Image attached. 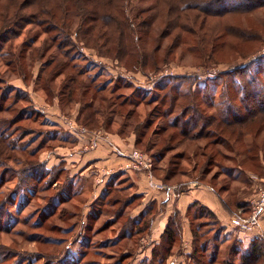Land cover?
Listing matches in <instances>:
<instances>
[{"label": "rangeland", "instance_id": "374dc122", "mask_svg": "<svg viewBox=\"0 0 264 264\" xmlns=\"http://www.w3.org/2000/svg\"><path fill=\"white\" fill-rule=\"evenodd\" d=\"M23 1L20 0V3H23ZM255 1L128 0V5H123L120 12L127 17H131L134 22V19H137L133 27L137 35L133 38L132 43L135 47L141 45V49H137V53L146 52L149 55L153 54L154 57L149 60L150 65L155 59L160 61L159 66L153 69V71L151 68L143 66V61L138 55L134 58L138 59L141 64L129 65L127 62L128 58L119 61L113 57L117 55L114 50V45L102 44L97 41L94 45L89 46L86 44L89 37L85 38L86 40H83L84 42H79V38L76 37L77 29L81 21L76 11H69L68 17L66 16L67 20L64 19V22L71 24L69 29L73 33L77 46V50L73 53V56L77 57V59L72 63V67H75L76 71L84 70L89 72L84 76H79L77 86H81V88L77 87L74 89V102L68 104L60 89L63 84L64 86L71 85L70 93L74 85L67 81L66 76L55 80L50 87H47L45 84L43 85V80L40 85L38 84L40 76L46 79L48 73L56 66V61H52L51 59H48V61H40L38 55L30 61L27 56L23 60L24 63L20 62L21 70L19 71L15 68L9 75H5L7 69L0 63V73L1 75L4 74L6 81H8L5 85L0 83V99L4 93V91L1 92V89H6L10 86L18 89L16 92H12L11 100L5 101L4 111L0 113V128L4 129V135L1 138L6 152V156L4 157L6 164L0 167V183L2 182V189L5 194L9 195L11 192H16L17 194L16 200H11L13 229L9 234L1 233L0 244H4L8 250L11 248L14 249L15 253L20 254L17 260L11 258L6 261L7 264H142L146 259L145 257H151L153 247L157 243V241H151V236H154L151 232V227L148 230L149 238L148 236L142 235L141 238L136 237L133 240L120 239L117 241H114L113 235L117 233L118 229L108 239L109 234L95 236V229H91L98 228V226H95L94 222L89 221V227H86L84 213L86 215L90 210V205L95 202L92 199V193L95 189L93 185L95 182H93L91 177L86 178V182L84 183H80L79 181L74 183L78 190L80 189L85 192V196L75 198L72 202H68V198L63 199L69 193V184L65 183L68 174H70L69 170H64L65 172L56 184L57 188L55 190L47 191L50 185H52L51 183L60 176L61 168L66 167V163L57 162L54 159L56 153L60 151L67 154L77 153L78 155L73 158L79 161V164L84 165L90 159L88 158L90 153H84L85 150L102 144L100 140H103L101 141L103 143H108V139L120 141L117 143L120 147L117 146L119 149L116 152L119 156L123 157L122 155L127 154L122 150L131 149L130 144L132 142L130 143L129 141L134 139L132 144L134 152L141 153L151 163L150 170H148L151 174L149 178L159 184L158 186H176L179 190H184V187L189 182L191 184L195 182L197 185L201 184L209 188L216 197L217 195L211 185L215 188L226 186L229 190L227 194H224L226 198L229 197L232 202H237L238 200L244 201L249 206L250 201L255 197L257 192L264 188V176L259 177L251 173L243 174L239 168L237 152L240 153L242 151L243 145L247 143L251 144L250 139H243L241 142H238L236 138H230L232 134H225L232 141V145H230V148L234 151L232 153L228 150L224 132L216 130L218 131L216 133L212 127L205 130L204 134L209 133L211 135L207 139L199 138L183 143L184 139L179 130H167L165 132L162 130L164 126H168L167 120L170 119L172 121L174 118L176 119V116L181 112L180 108H176V116H169V118L167 116L164 119L161 116L162 108L159 103H153L151 106H146L145 103L154 99H151V97L157 96L155 89L157 82L159 84L160 80L169 77L177 78V83L184 81L186 84H184V89L187 91L193 78H198L199 82L197 83V87L198 89H202L206 86L207 82L218 76H223L222 83L225 80L228 82L231 81L234 78L233 72L240 71L244 67L251 66L250 71L247 70L248 73L256 75L255 73L258 67L254 66L253 63L263 61L262 63L264 64V4L262 5L260 3L258 6L256 4L252 5ZM259 1L262 2L264 0ZM241 3L246 6L252 5L253 8L246 9L242 13L227 11L220 13L214 11L219 7L225 9L232 7L234 4L240 5ZM185 4H188V6H196L198 4L199 7H208V12H213L217 15H204L205 13L202 10L199 11L198 9L190 7L184 8ZM204 9L207 10V8ZM181 10H189L187 13L197 16V21L199 22L198 24L194 19L189 21V24H187L188 29L182 33L183 37L181 41L174 42L177 39L174 41L170 39V36L165 33V27L155 28V31L149 37H141L138 25L140 22L149 18L150 15H156L159 19L156 27L162 24L164 17H168V14H172L170 20L176 25L179 23L175 22L174 19L179 14H182ZM37 19L34 18L32 21ZM166 20L163 22L164 26ZM203 22H206L204 24L206 27L209 26L207 30H205V26H203L205 28H201ZM179 25L183 26V24ZM230 26L239 27L242 30L250 31L259 36L253 37L251 41L246 42H244V39L241 41L236 40L235 37L230 35ZM191 29L199 31L200 34H203V31L205 34L206 31H209L210 36L224 32H228V34H225L222 39H215L216 51H214L213 58L204 60L203 56L199 58L198 53L189 50V48H198L201 44L197 36L193 35L194 32L193 34L190 33L192 31ZM179 32L176 29L173 36H178ZM39 35L40 31L35 25L29 28L27 32H24V35H21L19 39L9 40L6 35V37L4 36V40L1 38L0 51L3 49V53H9L11 45L21 46L25 42L29 43L24 41L26 36L28 38L35 37L39 39ZM45 37L47 36H42L39 43H42ZM93 42L91 41V43ZM177 45L181 46L178 47ZM202 46L204 45L201 44ZM157 47L160 49H156ZM172 47H177V49L170 51ZM131 60L132 63H135L134 59ZM47 64L50 65L47 66ZM262 73L264 74L263 71ZM228 74H230V77L227 76ZM95 79L97 80L96 83H94ZM82 84L92 87L100 84H109V89L116 92L113 96L115 99L113 98L111 103H108L107 100L103 103V106L109 111L103 112L101 114L102 117L97 114L95 116L97 123L94 126L84 125L85 113L90 111V109L86 110L85 107L86 104L94 102L93 108L98 111L99 102L90 100L92 94L91 96L89 92L85 94ZM208 84L211 85V83ZM257 85L260 87L255 86L258 88V93L255 96L264 95V75L263 77L257 76ZM179 98V102L185 104H189V100L191 102L195 101L201 107L200 111L206 116L212 115L213 117V115H217L219 117L217 114L218 111L207 107V101L200 94H197V97L192 95L186 97L184 95L183 97L179 96ZM218 99L220 102L224 99V92L217 95V102ZM15 101L17 104L11 110H8ZM115 102L118 105L117 107L114 106ZM257 104V101H253L251 110H255L260 114V109L255 106ZM122 105L124 107L120 108ZM113 109H118L119 111ZM115 113H121L122 116ZM131 113L135 114L133 125L129 121L131 119ZM98 116L106 120V126H102V122ZM147 118L153 124L150 129H147V135L141 140L142 142L135 146L138 133H135L134 125H137V123L145 125ZM180 123H184L183 120H180ZM202 124L204 123L200 121L199 128ZM175 133L177 134V138L170 142L168 137ZM242 133H244V136L250 134L246 130ZM5 134L7 136L12 135V137L8 138ZM154 135L157 136L153 140L162 142V147L170 146L168 148L170 150L169 154L165 152L161 155L164 156L167 154L166 159H163V161H159L161 156H158L161 148L154 147V149L149 150L150 146L147 140L154 137ZM89 137L92 140L89 142L90 144L87 141L85 142V139H89ZM260 138L263 141L264 135H261ZM11 141L16 144L17 150H12L11 147L5 146ZM215 141L218 144L214 147L219 151L220 156L212 158L208 153L213 148L209 146L205 149V143L209 144ZM79 142L82 143L81 147ZM93 142H95L94 145ZM33 151H37L34 156L32 155ZM195 152L197 155L194 154ZM175 153H180L184 159L179 160L182 168H179V170H181L182 175L177 179H173L171 182L162 183L163 176L165 177L170 170L168 164L170 162L169 159L173 158ZM209 158L212 160H209ZM45 161H47V165H45ZM55 164L59 165L58 169L54 168L53 165ZM247 164L253 168V163L250 162ZM91 168L88 167L90 173L92 171ZM123 170L132 169L126 166ZM205 172L208 173L204 177L203 173L205 174ZM261 172L263 173L264 171ZM184 174L186 176H183ZM121 175L124 174H118L116 177L119 178ZM215 175L217 176L212 183L211 180ZM202 178H204L203 181ZM55 191H63V195L61 194L63 198L56 199ZM121 193L129 195L128 191ZM144 193L147 196L149 195V193ZM94 199H96L95 196ZM217 199L220 201L218 197ZM69 200H72V198ZM140 203L141 198L135 199L133 205L126 210V214L140 206ZM168 203L172 204L171 201L163 204L168 205ZM163 204L162 206H164ZM220 204L228 216V222L226 224L221 221L223 223L221 225L224 226L223 232L220 231V226L216 224V219L202 209H200V211H203L202 219L196 220L193 225L196 228L197 224L202 225L199 229L202 235L200 242L203 243L206 238L210 239L211 242L208 250H211L213 246L217 247V244H219L222 248L221 254L224 252L226 255L235 246L241 253H244L255 239L262 241L264 246V221L250 231H242L240 228L231 224V219L238 215L235 205H233V208H236L234 211L229 207L228 211L224 203L220 201ZM118 209L108 207L103 211L101 210L99 213H102V217L98 225L100 224L99 226H102L104 221L112 217L113 213ZM198 209L196 208L195 211ZM54 213L56 215L53 217L52 215ZM71 214H74L75 217L71 216ZM262 220H264V216ZM77 222L80 225L75 229L73 226ZM219 231L221 232L220 238L213 241V236ZM184 244L185 242L183 243V248L181 245H177L179 247H176L175 255L168 259L166 264H194L190 258L194 249L193 242L191 247H188L189 244L186 246ZM186 248H191V251L188 253L184 250ZM126 254L128 256L123 257ZM211 255H216V253L212 252L210 253ZM218 255L221 257L220 254Z\"/></svg>", "mask_w": 264, "mask_h": 264}, {"label": "trees", "instance_id": "16d2710c", "mask_svg": "<svg viewBox=\"0 0 264 264\" xmlns=\"http://www.w3.org/2000/svg\"><path fill=\"white\" fill-rule=\"evenodd\" d=\"M128 3V0H24L23 3H20V0H0V42L2 41L1 38L4 40V36L6 37V35L9 40L19 39L21 35H24V32H27V30L29 28H32V26L34 25L37 26L38 30L40 31V38H42V36L44 35L47 36L45 37V39H43L42 43H39L40 38H28V36H26L24 41H27L29 43L25 42L21 46L11 45L9 48L10 52L6 54L3 53L2 49L0 51V63L7 69L5 75H9V73L13 72L15 68L20 71V65L21 63H24L23 60L27 56L30 61H32V59H35L37 55L40 61H48V59H51L52 61H56V66L48 73L46 79L41 78L40 76L38 84L40 85L41 81L43 80V85L45 84L47 85V87H50L55 80L66 76L67 81L69 83L71 82L74 86L72 87L69 93L71 85L64 86L63 84L60 91L62 95L65 96L67 104L74 102L75 94L73 93V91L77 87L81 88V86H77L79 83V81L77 80L79 76H84L85 74H88L89 71H76L75 67H72V63L77 59V57L73 56V53L77 50V46L73 37V33L71 29H69L71 24H67V22H64L66 16L68 17L69 15V11H76V13L79 15V20L81 21V23L79 24V28L77 29L76 37L79 38V42H84L83 40H86L85 38L89 37L88 42H86V44L89 46L94 45V43H96L97 41L98 43L102 44L114 45V50L117 55L113 57H115L119 61H123L125 58H128L127 62L129 63V65L141 64L138 59L134 58L138 55L143 61V66L149 67L153 71V69L159 66L160 61L158 59H155L150 65L149 60L154 57L153 54L149 55L146 52L137 53V49H141V45L135 47V45L132 43L133 38L137 35V32L133 29V27L135 26V22H137V19H134V22L131 17H127L126 15L120 12L122 6L125 4L128 5ZM260 3L263 5L264 1L260 2L259 0H256L252 5L256 4L258 6L260 5ZM252 5L246 6L243 3H241L240 5L234 4L232 7H228L225 9L219 7L214 11L220 13L224 11L242 13L246 9L248 10L250 8H253ZM189 7L198 9L199 11L202 10V12L205 13L204 15L207 16L217 15L216 13L208 12V7H199L198 4L196 6H188V4H185L184 8ZM204 8H207V10H205ZM181 11L182 14H179L174 19V21L179 24H183V26H180L179 24L175 25V23L170 20V16L172 14H168V17H164L162 24L156 27V23L159 19L156 17V15H150L149 18L140 22L138 25L141 37H149L152 35L151 33L155 31V28L165 27V33L170 36V39H172L173 41L177 39L174 42L181 41L183 37L182 33L187 31V24H189V21L191 19L197 21V16L187 13V11L189 10ZM34 18L38 19L32 21V19ZM165 19L167 20L164 26L163 22L165 21ZM204 24H206V22H203L201 28L206 27V25ZM208 28L209 26H207L205 30H207ZM176 29H178L180 32L178 36L175 35L174 37L173 34H175ZM191 30L192 31H190V33L193 34L194 32L193 35L197 36L199 42L204 46L201 47L200 44V47L189 48V50L193 51L194 53H198L199 58L200 56H203L204 60H206L207 58H213L214 51H216L215 39H222L224 38L225 34H228V32H224L216 33V35L210 36L209 31H206V34L204 31L203 34H200L199 31H194L193 29ZM229 31L230 35L232 37H235L236 40L241 41L244 39V42L251 41L253 37L259 36L258 34H254L250 31L242 30L239 27L230 26ZM91 41L94 42L91 43ZM180 46L181 45H179L178 47ZM156 49L160 48L157 47ZM175 49H177V47H172L170 51H175ZM131 59H134L135 63H132ZM262 62L263 61H256L255 63H253L254 66L258 67L255 74L259 77H263L264 75L262 73V71L264 72V64ZM49 65L50 64H47V66ZM250 69L251 66L244 67L240 71L233 72L234 78L229 82L225 80L222 83L223 76H218L215 79L207 82L206 86L202 89H198L197 87V83L199 82L198 78H193L191 80V85H189V87L187 88V91L184 89V86L186 85L184 81L177 83L178 79L175 77L162 79L160 80L159 84L157 82V86L155 88L157 91V96L151 97V99H154L149 102H146L145 105L151 106L153 103H159L162 108L161 116L164 119L167 116L168 118L169 116H176V108H180L181 112L176 116V119L174 118L172 121H170V119L167 120L168 126H164L162 130L164 132L167 130H179L181 132L179 133L184 139L183 143H185V141H193L199 138L207 139L211 135L209 133L204 134L205 130L212 127L214 128L216 133H218V131L216 130H221L224 132V135L227 133L232 134L230 138H236L238 142H241L243 139H250L251 144L247 143L243 145L242 151H240V153L237 152L239 168L243 174L251 173L259 177H263L264 172L262 173L261 171H264V140L262 141L260 137L261 135H264V95L255 96L258 93V88L255 87L258 86L257 76L248 73L247 70L250 71ZM5 75H1L0 73V83L4 85L8 83V81H6V78L4 77ZM227 76L230 77V74H228ZM96 82L97 80L95 79L94 83ZM208 83H211V85ZM83 87L85 94H87V92L90 93V96L92 94L90 100L100 103H98V111L93 108L94 102L86 104L85 107L86 110L90 109V111L88 113H85V121H83L84 125L94 126L97 123V119L95 116L99 114L102 117L101 114L103 112L109 111L103 106V103L106 102V100L108 101V103H111L114 98L113 96L116 94V92L114 90L109 89V84H100L95 87H92L90 85H83ZM17 90L18 89L14 86H10L6 89H1V92L4 91V93L2 94L0 99V113L4 111L5 101L11 100L12 92H16ZM222 92H224V99L221 102L218 99L217 102V95L221 94ZM197 94H200L205 98L204 100L207 101V107L218 111L217 114L219 115V117L217 115H213V117L212 115H204V113L200 111L201 107L197 103H195V101L191 102L189 100V104L179 102V96L183 97L185 95L186 97H188L192 95L197 97ZM253 101H257L258 104L255 106L260 109V114H258V112H256L255 110H251V105ZM16 104V101L13 102L12 107L8 108V110H11V108H13V106H15ZM114 106H118L116 102ZM123 107L124 105H122L120 108ZM113 110L119 111L118 109ZM115 114L122 116L121 113ZM134 115L135 114L131 113V119H129V121L132 122V125L134 124ZM101 117L98 116V118H100V121L102 122V126H106V120ZM140 117L142 116L140 115ZM180 120H183L184 123H180ZM200 121H202L204 124H202L199 128ZM152 124L153 123H150L147 118L145 125H142V123H137V125H134V130H136L135 133H138L137 139L135 141V146L142 142L141 140H143V138L147 135V129H150ZM241 129L243 131H249L250 134L244 136V133H242L243 131ZM3 130V128H0V167L6 164L4 162V160H6L4 158L6 156V152L4 150V143L1 138L4 135ZM155 136L157 135H154V137H151L147 140V143L150 146L149 150L154 149V147L161 148V152L158 155L159 157L162 155V153L165 152L169 154L170 150H168V148L170 146H167L165 148L162 147V142L153 140ZM7 137L11 138L12 135H8ZM176 138V133L168 137L170 142H172ZM226 142L228 150L233 153V149L230 148V145H232V141L228 137H226ZM205 144V149H207L209 146L213 148L208 153L210 154V157L215 158L220 156L219 151L214 147L218 144V142L215 141L210 142L209 144ZM5 146L11 147L12 150H17L16 144L13 141H11L8 145ZM36 152L33 151L32 155L34 156ZM167 154L161 156L159 161H163V159H166ZM194 154L197 155L196 152ZM181 159H183V157L180 153H175L173 155V158L169 159L170 162H168V164L170 166V170L168 174L165 175V177L163 176V181H161L162 183L171 182L173 181V179H177L179 176L182 175L181 170H179V168H181V163L179 162V160ZM209 160L212 159L209 158ZM250 162L254 164L253 168L247 164ZM45 165H47L46 161ZM58 166L59 165H55L54 168L58 169ZM64 170H66L65 167L61 168L60 176L57 177V179L51 183L52 185H50V188L47 191L53 189L55 190L57 188L56 184L60 180L62 174L65 172ZM207 173H203L204 177L207 175ZM183 176H186V174H184ZM216 176L217 175H215L212 180L210 179L212 183ZM203 179L204 178H202V181ZM65 183L69 184V193L67 194L68 196L63 198L61 196V194L63 195V191H55L56 199L68 198L67 201L72 202L75 198L85 196V192L83 190H78V188L75 187L74 183L76 182L74 181V178L70 176V174H68ZM2 186L3 185L1 182L0 235H2L1 233L9 234L13 229V220L11 219V200H16L17 197L16 192H11L9 193V195L5 194V192H3ZM211 186L213 187V190L219 200L224 203V206L227 210L228 207L232 208L233 211L237 208L236 213L239 210H244V213H247L248 203H244V201L240 200H238L237 202H232L230 201L229 197H225L224 194H227L229 192L226 186H221L219 188H215L213 185ZM121 189L122 187L119 188L118 185L113 188H108L104 195L106 199L101 201H95L90 205V210L87 212V214L85 215L84 213V222L85 224H87V228L89 227V221L94 222V225L98 226V228L91 229H95V236L109 234L108 239H110L111 235L114 234L117 229V233L113 235L114 241L120 239L133 240L136 237L141 238L142 235H148V230H150L152 221L157 213L155 209V204L153 205V203H151L147 207V209L145 208V211L139 216L131 217L130 212H127L128 214H126V210H128V208L133 205L135 197L122 194ZM71 198L72 200H69ZM233 205H235L236 208H233ZM108 207L119 209L116 211L117 213H113L112 217H109L107 221H104L102 226H99L100 224L98 225V222L102 217V213L99 212H101V210H105ZM196 208L199 209L195 211ZM200 209L208 212L209 215L213 216L216 219L215 222L217 225L220 226L221 232H223L224 228V226L221 225L222 223L217 218V216L210 209L203 207L199 202H194L189 207L188 212L186 213V217L190 222L193 237L194 249L190 258L194 262V264H264V246L262 241H259L258 239L253 240L244 253H241V251H239L235 246L231 248L226 255L224 252L221 254L222 248L219 246V244H217V247L213 246L211 250H208V246L211 240L206 238L203 243L200 242L202 239V235L199 232V229L202 227V225L197 224V228L195 226L193 227L194 222L196 220H200V218L202 219L201 216L203 215V211H200ZM55 215L56 214L54 213L52 216L54 217ZM71 216L75 217L74 214H71ZM263 216L261 217V219L263 218ZM79 225L80 224L78 222L74 223L73 228L76 229L79 227ZM220 231L213 236V241H216L220 238ZM182 233V215L179 211H174L169 217V220L164 229V232L160 237L159 242L156 243L153 247L151 257H145L146 259L142 262V264H166L168 259L175 255V249L179 247L177 245L182 246ZM126 235L128 236L126 237ZM222 243L224 244V242ZM212 252L216 253V255L210 256V253ZM218 254H220L221 257ZM18 256H20V254L15 253L14 249L10 248V250H8V248L4 246V244H0V264H7L6 261L11 258H15V260H17ZM127 256V254L123 255V257Z\"/></svg>", "mask_w": 264, "mask_h": 264}, {"label": "crops", "instance_id": "0c3cea01", "mask_svg": "<svg viewBox=\"0 0 264 264\" xmlns=\"http://www.w3.org/2000/svg\"><path fill=\"white\" fill-rule=\"evenodd\" d=\"M84 139V138H83ZM89 140V141H88ZM108 143H103L100 140V145L96 147H91V149L87 148L84 153H90L88 162L84 165L79 164V161H76L75 158L77 153H62L61 151L59 153H56V156L54 159L57 162H64L66 163V170L70 171V175L72 178H74V181L77 183L78 181L80 183L86 182V178L91 177L93 179L94 183V191L92 193V199L94 201L98 200H104L106 197H104L106 191L108 188L116 187L117 185L119 188L122 187V192H129V196L137 198H141V209L140 206H138V210L132 209L130 212L131 217H136L141 214V212L145 208L149 206L148 204L153 203L155 204V209L157 211L152 224H151V232L154 236H151V241H158L160 240V237L162 233L164 232V229L167 225V222L169 220V217L173 213V211H179L182 215V219L184 221V228H183V243L185 242L184 246L189 244L188 247H191L193 242L190 222L188 218L186 217V213L188 212L189 207L194 202H199L204 207L210 209L217 218L222 221L224 224L228 222V216L226 215V212L222 205L220 204V201H218L215 194L206 186H203L201 184H195L193 182H189L186 187H184V190H179L176 186H158L154 180H150V172L148 170H142V171H132V170H123L126 166L130 164V161L128 158H124L119 156V154L116 152L118 151L119 146L117 143L120 141H115L108 139ZM89 143L91 138L85 139V142ZM116 142V143H113ZM130 143L134 142V139H131L129 141ZM80 143V147L82 146V143ZM90 144V143H89ZM127 150H122L125 154H130L134 152V147ZM87 147V146H85ZM120 147V146H119ZM79 151V149H78ZM75 154V155H74ZM47 163V161H46ZM93 163H95L93 165ZM56 165V164H55ZM53 165V166H55ZM58 165V164H57ZM52 166V167H53ZM88 167L91 168L88 170ZM78 168V169H75ZM123 173L124 175H121L119 178L116 176L118 174ZM95 174V175H94ZM124 178V179H122ZM85 180V181H83ZM83 181V182H82ZM96 186V187H95ZM144 192L149 193L147 196ZM91 194V193H90ZM94 196L96 199H94ZM106 201V200H105ZM172 202V204L164 205L163 203L166 202ZM174 201H176L174 203ZM162 204L164 206H162ZM177 208V209H176ZM143 211V212H144ZM262 220L259 222V224L262 223ZM222 223V224H223ZM148 236V235H147ZM150 236H148L149 238ZM183 248V244H182ZM188 253L191 251V248L184 249Z\"/></svg>", "mask_w": 264, "mask_h": 264}, {"label": "built area", "instance_id": "2783aa9c", "mask_svg": "<svg viewBox=\"0 0 264 264\" xmlns=\"http://www.w3.org/2000/svg\"><path fill=\"white\" fill-rule=\"evenodd\" d=\"M95 142H93L94 145ZM130 159L128 168L134 171L150 170L151 163L139 152L130 155H122ZM264 214V188L260 189L257 195L250 201L247 213L239 210L238 215L231 219V224L242 231H250L256 227Z\"/></svg>", "mask_w": 264, "mask_h": 264}]
</instances>
